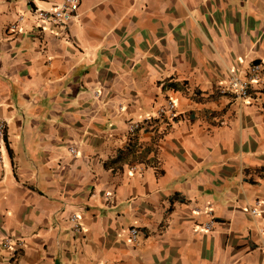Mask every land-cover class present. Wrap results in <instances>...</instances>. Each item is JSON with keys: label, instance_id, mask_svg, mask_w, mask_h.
<instances>
[{"label": "crops", "instance_id": "1", "mask_svg": "<svg viewBox=\"0 0 264 264\" xmlns=\"http://www.w3.org/2000/svg\"><path fill=\"white\" fill-rule=\"evenodd\" d=\"M61 1L0 0V264H264V0Z\"/></svg>", "mask_w": 264, "mask_h": 264}, {"label": "built area", "instance_id": "2", "mask_svg": "<svg viewBox=\"0 0 264 264\" xmlns=\"http://www.w3.org/2000/svg\"><path fill=\"white\" fill-rule=\"evenodd\" d=\"M31 0H28L30 2ZM80 0H62L59 4L52 6L51 8H39L33 7L32 13L34 18L38 22L44 23H55L59 26H66L72 19L78 16ZM24 22V16L20 15L12 24H10V29L12 31H19L22 23ZM262 75V66L260 63H253L248 70L243 74L233 72L229 77L227 84L218 88V91L221 94H233L237 98H245L248 96L250 89L252 88L253 83L259 82ZM176 110L175 104L171 98H167L165 102L160 105L156 110V116L153 118H144L142 120H137L130 122L128 124L127 130L128 133L133 135L134 132L142 127H151L155 122L159 121L164 126H168L169 123L175 118ZM5 132V124L0 123V141L3 140ZM71 153H75L73 148H70ZM135 166H130V170H134ZM252 213L256 214L257 210L252 209ZM71 221L75 223V215L70 217ZM77 224L75 223V226ZM210 224L206 225L208 229ZM138 235L137 228L129 229V239L132 242H136ZM11 243H16L19 246H22L21 241H14L11 236H8L3 239V247H10Z\"/></svg>", "mask_w": 264, "mask_h": 264}, {"label": "trees", "instance_id": "3", "mask_svg": "<svg viewBox=\"0 0 264 264\" xmlns=\"http://www.w3.org/2000/svg\"><path fill=\"white\" fill-rule=\"evenodd\" d=\"M170 87H172V88H176V84H174V83H170V84H168ZM152 164H154V162L152 163ZM175 198V196H173L171 199H174Z\"/></svg>", "mask_w": 264, "mask_h": 264}]
</instances>
